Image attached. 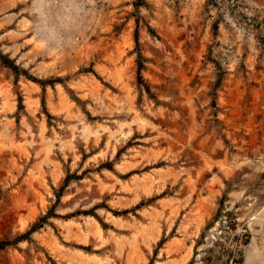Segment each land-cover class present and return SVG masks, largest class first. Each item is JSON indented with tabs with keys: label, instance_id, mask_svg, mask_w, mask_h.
I'll list each match as a JSON object with an SVG mask.
<instances>
[{
	"label": "rangeland",
	"instance_id": "1",
	"mask_svg": "<svg viewBox=\"0 0 264 264\" xmlns=\"http://www.w3.org/2000/svg\"><path fill=\"white\" fill-rule=\"evenodd\" d=\"M157 230L147 264H264V0H0V264Z\"/></svg>",
	"mask_w": 264,
	"mask_h": 264
},
{
	"label": "crops",
	"instance_id": "2",
	"mask_svg": "<svg viewBox=\"0 0 264 264\" xmlns=\"http://www.w3.org/2000/svg\"><path fill=\"white\" fill-rule=\"evenodd\" d=\"M159 237V231L147 237L149 246H135L127 247L125 251V264H147L149 261V252L153 249V242L155 238ZM175 240L167 242L165 248H162L161 253H167V258L162 261H157V264H186L189 257L184 258L183 249L174 246ZM172 249V251H171ZM175 253V255L173 254Z\"/></svg>",
	"mask_w": 264,
	"mask_h": 264
},
{
	"label": "built area",
	"instance_id": "3",
	"mask_svg": "<svg viewBox=\"0 0 264 264\" xmlns=\"http://www.w3.org/2000/svg\"><path fill=\"white\" fill-rule=\"evenodd\" d=\"M231 223H232V217L230 216V214H225L223 216H221L219 218V220L215 223V225L209 230V232H211V234H208L205 237V247H215V233L217 232V230L221 229V232H227V233H232V228H231ZM207 255V252H203L202 254H199L198 257L201 258L202 256ZM218 256H221V258H224V254H220ZM239 257V255H236V253L234 252V254L232 255H228L227 258H229V262L233 263L234 261H236V259Z\"/></svg>",
	"mask_w": 264,
	"mask_h": 264
}]
</instances>
